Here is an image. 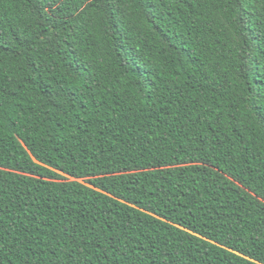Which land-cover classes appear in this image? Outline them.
<instances>
[{
  "label": "trees",
  "instance_id": "obj_1",
  "mask_svg": "<svg viewBox=\"0 0 264 264\" xmlns=\"http://www.w3.org/2000/svg\"><path fill=\"white\" fill-rule=\"evenodd\" d=\"M264 0H0V264H264Z\"/></svg>",
  "mask_w": 264,
  "mask_h": 264
},
{
  "label": "snow or ice",
  "instance_id": "obj_2",
  "mask_svg": "<svg viewBox=\"0 0 264 264\" xmlns=\"http://www.w3.org/2000/svg\"><path fill=\"white\" fill-rule=\"evenodd\" d=\"M262 118H264V116H262Z\"/></svg>",
  "mask_w": 264,
  "mask_h": 264
}]
</instances>
